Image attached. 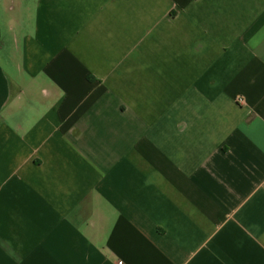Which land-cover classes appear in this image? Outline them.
Segmentation results:
<instances>
[{
    "label": "crops",
    "instance_id": "0c3cea01",
    "mask_svg": "<svg viewBox=\"0 0 264 264\" xmlns=\"http://www.w3.org/2000/svg\"><path fill=\"white\" fill-rule=\"evenodd\" d=\"M118 262L264 264V0H0V264Z\"/></svg>",
    "mask_w": 264,
    "mask_h": 264
},
{
    "label": "built area",
    "instance_id": "2783aa9c",
    "mask_svg": "<svg viewBox=\"0 0 264 264\" xmlns=\"http://www.w3.org/2000/svg\"><path fill=\"white\" fill-rule=\"evenodd\" d=\"M239 100V102H242V100L241 99H238ZM118 264H122V262H118Z\"/></svg>",
    "mask_w": 264,
    "mask_h": 264
}]
</instances>
